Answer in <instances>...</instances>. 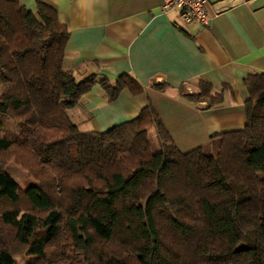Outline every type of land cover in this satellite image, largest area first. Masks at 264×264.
Returning a JSON list of instances; mask_svg holds the SVG:
<instances>
[{"label": "trees", "instance_id": "obj_1", "mask_svg": "<svg viewBox=\"0 0 264 264\" xmlns=\"http://www.w3.org/2000/svg\"><path fill=\"white\" fill-rule=\"evenodd\" d=\"M69 35L52 4L0 0V113L22 125L16 142L0 136V153L16 145L38 181L22 191L0 161V202L24 198L32 209L0 213V264H18L16 244L41 264H76L71 250L86 264H264V73L245 79L244 129L213 136L216 155L183 152L151 105L106 131L79 129L70 109L96 79L64 68ZM100 83L110 100L142 91L130 75ZM182 90L191 101L223 99L203 80ZM58 238L67 248L51 252Z\"/></svg>", "mask_w": 264, "mask_h": 264}, {"label": "crops", "instance_id": "obj_2", "mask_svg": "<svg viewBox=\"0 0 264 264\" xmlns=\"http://www.w3.org/2000/svg\"><path fill=\"white\" fill-rule=\"evenodd\" d=\"M19 1L33 11L38 1L55 6L70 32L64 68L78 80L96 79L70 109L81 131H106L151 105L187 152L248 124L245 79L264 73V0H206L207 24L185 23L178 11H162L164 0ZM124 75L134 77L142 91L126 88L110 100L100 81L115 84ZM202 80L213 95L223 92L222 101L182 96L183 88L199 91ZM163 83L166 91L153 86Z\"/></svg>", "mask_w": 264, "mask_h": 264}, {"label": "rangeland", "instance_id": "obj_3", "mask_svg": "<svg viewBox=\"0 0 264 264\" xmlns=\"http://www.w3.org/2000/svg\"><path fill=\"white\" fill-rule=\"evenodd\" d=\"M182 91L184 93L186 92V90H182ZM0 122H2L3 124V130L0 132V136L12 139L16 142V137L18 136L20 129L22 128L21 123L16 119V117L3 115L1 113H0ZM150 138L154 145L153 146L154 149L158 150L160 148V145H159L160 143H159V139H158V136H157V133L154 127L150 128ZM208 150H210L212 154H215V151H216L215 144L211 143L208 147ZM0 161H2V165L7 170V172L19 184V187L22 191H25L30 186L36 185L38 183L36 178L30 173V170L24 167L16 159V145L14 146V149H12L9 153H0ZM16 206H18V208L21 211L22 210H32L29 203L24 198H22L20 202L15 206L9 202H5V201L0 202V213L5 208L16 207ZM60 237H63V236H60ZM64 237H67V236H64ZM63 238H58L57 244L56 242H53V244L50 247L51 252L55 250L57 247L59 250H63V251L64 249L66 250L68 240L67 238L66 240ZM58 243L60 244L58 245ZM62 244H63V247H62ZM16 247L12 246V248L14 249L13 251L15 252V256L18 261V264H30L29 262L34 260V257H31L27 254V251L24 247L18 246L17 244H16ZM69 254L72 257H75L76 264H86L84 261L83 255L81 253L71 250ZM37 260L38 259H35L34 262L37 264H41V262Z\"/></svg>", "mask_w": 264, "mask_h": 264}, {"label": "built area", "instance_id": "obj_4", "mask_svg": "<svg viewBox=\"0 0 264 264\" xmlns=\"http://www.w3.org/2000/svg\"><path fill=\"white\" fill-rule=\"evenodd\" d=\"M205 2L206 0H164L162 11H178L181 20L185 23L207 24L209 16Z\"/></svg>", "mask_w": 264, "mask_h": 264}]
</instances>
